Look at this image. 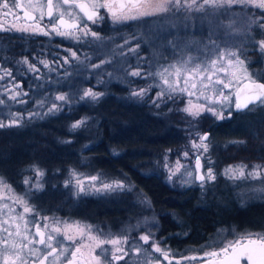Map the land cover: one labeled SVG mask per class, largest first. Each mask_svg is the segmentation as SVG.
I'll return each mask as SVG.
<instances>
[{
  "label": "snow or ice",
  "instance_id": "1",
  "mask_svg": "<svg viewBox=\"0 0 264 264\" xmlns=\"http://www.w3.org/2000/svg\"><path fill=\"white\" fill-rule=\"evenodd\" d=\"M234 8L251 9V12L242 14V27L237 26L235 17L229 11ZM20 9L28 19L35 21L31 28H16L17 31H31L33 35L56 36L72 39L77 42L89 40L90 42L103 41V37L89 25H98L105 19L101 10L113 25L126 24L130 21H140L148 18L159 17L162 21H180L187 27L192 13H200L202 20H216L209 35V44L205 45L204 55H186L176 63L169 64L161 71L155 73L161 91L157 93L155 103L165 97L174 99L177 96H187L186 106L181 109L191 122L199 121L205 113L218 121L232 119L233 112L252 113L264 110V82L258 79L248 68L249 61L238 46H223L213 39L215 31L227 28L229 34H240L254 45L255 50L264 54V0H0V15H13L17 19ZM47 17L49 24L42 26L41 22ZM228 19L224 24L223 19ZM15 27V26H13ZM0 30H4L0 26ZM257 31L260 39H255L253 32ZM243 42V41H242ZM125 43H128L126 40ZM137 48L139 45L136 46ZM70 52V57L64 59L79 60L75 51ZM129 51L135 52L136 48ZM21 63L28 66L29 70L39 73L36 65L24 58ZM45 67H50L48 61H40ZM110 63V61H102ZM100 64L93 67H100ZM0 80L11 77L9 69L0 66ZM128 75L142 76L139 69L130 70ZM111 75V74H109ZM22 85H14L9 89L13 93L12 100H17L26 92L17 91ZM148 88L132 91L131 96L143 98ZM103 92L93 91L91 88L84 90L81 99L90 98L98 100ZM203 100V103L194 102ZM56 101L69 102L66 95H57ZM4 101L0 100V104ZM20 103L26 101L20 100ZM43 105L41 102L40 106ZM157 106H159L157 104ZM60 110V105L52 103L48 108L49 113ZM37 115L31 113L32 116ZM10 119L5 122L0 119V129L19 127L23 115L10 114ZM86 120L77 121L73 129L80 128ZM196 138L191 140V148L196 150L195 164L192 170H185L182 175L187 179L186 184L199 182L201 188L208 183H214L217 176L210 166L211 157H206L210 151V134L207 132L195 133ZM231 144H246L245 140H232ZM188 157V152L183 153ZM206 158L209 165L205 168L202 160ZM184 168L180 160H176L175 167L168 168L169 179ZM32 171L36 177L43 178L45 173L39 167L33 166ZM222 175L233 181H261L259 186H254V191L264 195V164H254L249 168L246 164L229 165ZM71 180H66L64 187L70 184L75 188L76 195L89 194L90 192L124 190L122 181L104 182L98 175L87 177L89 184L85 186V178L73 170ZM97 181H100L97 185ZM25 185L33 184L30 178H25ZM37 191L43 190L40 179L34 182ZM130 190V186H129ZM5 200H10L12 205H19L22 211H17ZM145 202L146 198H145ZM221 234L210 244L203 247L202 251L174 254L170 248L162 247L154 238L151 230L146 231L130 243V232L125 229L121 234L104 232L94 228L91 224L80 221L67 222L55 217L40 216L35 208L22 196L15 194L11 185L0 177V264H264V232L246 231L234 234L231 238ZM142 242V243H141ZM144 245L149 247L145 248ZM158 254V255H154ZM136 259H132V257ZM143 256L144 260L139 258Z\"/></svg>",
  "mask_w": 264,
  "mask_h": 264
},
{
  "label": "rangeland",
  "instance_id": "2",
  "mask_svg": "<svg viewBox=\"0 0 264 264\" xmlns=\"http://www.w3.org/2000/svg\"><path fill=\"white\" fill-rule=\"evenodd\" d=\"M229 14L231 17L236 18L237 26L242 27L243 21L241 17L234 15L233 12L230 13V11ZM201 15L200 13H192L193 19L190 22H186L188 24L187 27L180 21H176V26H172V21H162L159 17H155L152 20L148 18L151 21L146 23L145 28H141L142 31L138 30L140 28L135 27L134 24L112 27H103L101 23L89 25L104 38L103 41L97 42H90V38L89 40L77 42L72 39L56 36L55 34L48 37L46 42L50 41V44H53L54 40L57 41L55 45L57 46L56 49L51 50L42 47L44 53L40 55L41 57L35 56L32 58L33 61L25 57L39 69L42 66L45 67L40 63L42 60L48 61L50 65V67H47L46 72L41 69L39 73L29 70L28 73L32 76L31 78L38 83L40 82L38 85L34 84V86H30L35 89V92L29 94V101H27L26 97H22L25 95H21L17 100H12L10 97L13 93L6 88L4 91H0V100L4 101L3 104H0V119L7 122L11 118L10 114L12 113L23 115L19 127L4 128L0 129V131L15 130L16 134H19L26 131L32 122L45 121L48 117L58 115L66 107L71 108L75 105L87 103L95 105L111 96L115 98L123 97L129 102H134L140 107H144L143 109H146L151 117L164 121L167 127L165 129L166 132L169 131L168 133L173 136L172 142L167 141L159 147H154L152 150L146 152L144 165L150 170L147 169L149 173L158 175L162 182L171 189L193 192L195 199H215L216 201H221L222 205L226 204V202H233L234 208L241 211L240 213H225V218L229 219L232 223H229L228 226H220L219 234H221V230H224L223 235L225 236L227 233H231L233 236L234 234L246 231L264 232V195L256 193L253 188V185L259 186L261 181H233L222 175L223 170L229 165L243 163L251 168L254 164L263 163L244 161L230 163H223L221 161L220 163V159L218 160L216 156V148L221 144V141L213 136L212 133L202 128L206 120L210 124H217L222 121H218L205 113L200 117L199 121L190 123L191 118L181 111L189 99L186 95L177 96L174 99L165 97L163 100L153 103L156 100L157 93L161 91V88L157 86L160 84V80L154 75L155 73L161 71L169 64L176 63L186 55L203 57V50L205 49V45L209 44V35L212 32V27L216 24V20H213L212 25H210L208 20L200 18ZM223 23L227 24L228 19H223ZM138 31L139 35L142 36L140 43L138 41ZM184 31H189L185 39L182 38ZM212 38L216 40L217 44L222 46L224 44L238 46L249 61V70L254 75L259 74L258 79L264 81V54L256 51L254 45L250 44L247 38L240 34L230 35L227 28L217 29ZM126 40L128 43H125ZM137 45H139L138 48L136 47ZM130 48H136V51H129ZM143 49H146L145 53H143ZM67 50L75 51L79 60L70 59L69 63H64V59L70 57V52ZM257 58H259L258 61H256ZM102 61H110V63H102ZM96 64H100L101 66L98 68L93 67ZM136 69L142 72V76L133 77L127 74L128 71ZM65 70L67 72L63 73ZM89 88L96 92H103V96L95 101L90 98L81 99L84 90ZM142 88L149 89L143 98L131 96L132 91ZM61 94L69 97L68 103L55 100V97ZM191 99L194 102L203 103V100L196 101L195 96L191 97ZM20 100L26 101V103H20ZM27 102L29 103L28 106ZM41 102H43L42 106H40ZM53 102L60 105V110L54 114L48 112V108ZM31 113H36L37 115L29 119L28 117ZM76 122L71 121L67 124L66 129L69 133L73 130L76 131V129L72 128V125ZM197 131L210 134L211 148L206 157H211L212 163L210 166L217 176L214 183H208L204 188L200 187L199 182L191 184L182 182L187 179V176L182 175V173L185 170H192L194 168L196 150L191 148L190 142L196 138L195 133ZM61 141L69 144L68 149L64 150L69 151L67 157L63 156L62 159V153H59L58 162H63L64 166L58 167L55 170L51 168L52 166L47 165V169L46 166H43L44 161L42 160L44 158H36L34 161L32 160V165L28 163L23 168L19 166L18 170L11 169L10 174L4 172L0 167V177L11 185L15 194L25 199H41L43 194L49 191L50 188L52 190L56 189L58 195L56 199H75L79 204L78 206H82L83 203L88 201L101 202L102 205L99 207L101 211L103 210L102 206L104 207L103 204L108 202L107 199H125L123 205L127 211H125V215L120 220V228L117 232L114 231V234H121L125 229H128L130 238L138 239L140 234L145 233L151 228L161 229L163 224L158 215L160 211L155 208L150 198L137 188L131 180L122 175L103 174L95 169L92 170L88 168L90 167V163H85L82 160L84 166L80 169L76 168L75 163L79 158L73 146V140L66 138ZM185 151L188 152L187 158L183 155ZM24 152L27 153L26 155L29 158L31 150L26 148ZM119 152L120 150H117L116 153L118 154ZM6 157L0 156V159H5ZM19 159L18 157V160H15L13 157L12 164L17 163ZM176 160H180L184 168L169 179L170 173L168 168L175 167ZM202 164H204L205 168L209 166L206 163V158L202 160ZM33 166L39 167L44 171L45 175L43 178L36 177L32 171ZM73 170L81 178H85V186L89 184V181L86 179L87 177L98 175L104 182L122 181L126 187L124 190L98 193L92 191L87 195L80 194L77 196L76 190L71 184L68 187H64L65 181L72 179L71 172ZM48 171L49 175L47 174ZM25 178H30L33 184L25 185L23 183ZM37 179H40L44 186L42 191H37L34 187V182ZM96 183L99 185L100 181ZM145 198L147 202H145ZM130 213H136V215L133 214L127 219ZM78 216L71 222L80 221L91 224L94 228L102 229L104 232H110L105 228L107 227L105 220H97V216L95 218H88L85 215ZM67 222L71 223L70 221ZM160 244L163 245L162 242ZM172 252L174 254L184 253L174 249Z\"/></svg>",
  "mask_w": 264,
  "mask_h": 264
},
{
  "label": "trees",
  "instance_id": "3",
  "mask_svg": "<svg viewBox=\"0 0 264 264\" xmlns=\"http://www.w3.org/2000/svg\"><path fill=\"white\" fill-rule=\"evenodd\" d=\"M141 38L138 35L139 43ZM46 41L44 38H35L22 44L14 43L12 54H16L18 58L28 57L33 61L32 58L41 57L40 55L44 53L42 47L56 49L57 41L53 44ZM145 51L146 49H143V53ZM40 69L46 72L47 67L42 66ZM66 72L67 70L63 73ZM31 77L28 74L27 84L34 86L40 83ZM33 92L35 89L31 88L30 94ZM143 108L123 97L115 98L114 96L107 97L95 105L87 103L71 108L66 107L58 115L48 117L45 121L32 122L26 131L19 134H16L15 130L0 131V148L9 147L11 150L7 156V159L10 158L9 165L12 164L13 157L15 160L20 158L17 163L26 159L30 165L36 158H44V160L41 159L44 161L43 166L47 169L48 166H52L51 168L56 170L65 165L63 162H58L59 153L65 154H61L62 159L69 154V151H64L68 149L69 144L61 140L71 138L79 158L75 163L76 168L80 169L84 166L82 162L84 161L90 163L88 168L100 173L125 176L150 199H157V202L162 199H195L191 191L169 188L158 175L149 173L150 170L144 165L146 152L167 141L172 142L173 136L168 133L169 131L166 132L167 127L164 121L151 117ZM80 120H86V123L69 133L66 129L67 124ZM202 129L209 131L221 141L216 148V156L218 160L220 159V163L221 161L223 163L244 161L264 164V110L252 113L234 112L232 119L217 124L207 123L206 120ZM232 140H245L246 144L229 143ZM26 148L31 150L29 158L24 152ZM117 150H120L118 154ZM12 154L14 156H11ZM15 164L12 165L15 166ZM4 172L10 174V170ZM47 174L49 175V171ZM54 197L55 199L58 197L56 189L49 188L41 199H54ZM100 205H102L101 202L88 201L83 203L80 206L83 209L79 208V210L85 214L94 213L93 215L103 218V210L99 209ZM240 211V209H222L217 220L220 223L231 224L232 222L225 218V213H240ZM214 218L212 213H200L197 216L194 215L191 220L196 231L205 227L204 223H212ZM211 228L213 227L208 228L207 232H211Z\"/></svg>",
  "mask_w": 264,
  "mask_h": 264
},
{
  "label": "flooded vegetation",
  "instance_id": "4",
  "mask_svg": "<svg viewBox=\"0 0 264 264\" xmlns=\"http://www.w3.org/2000/svg\"><path fill=\"white\" fill-rule=\"evenodd\" d=\"M27 0H24L26 5ZM20 18H16L13 15L2 16L0 15V26L4 30H0V66L3 68L9 69L12 73L11 77H5L3 80H0V91H4V89H12L14 85H22V88L16 89L17 91L28 93L26 96H22L23 98H27L29 101V94L31 87L27 84V77L29 68L27 65L21 63L23 58H18L15 54H12L13 44L14 43H26L29 42L30 39L35 38H44L47 39L50 36L44 35H33L31 31H17L16 28H31V26L35 23L31 19H28L24 16L23 11L20 9L15 10ZM251 9H240L234 8L230 10V13L233 12L234 15L242 17V14L245 12H251ZM240 12V13H238ZM102 15H105L104 21L101 23L103 27H112V26H128L134 24L135 27L140 28L138 30L142 31L141 28H145L146 23L151 21L153 18L140 20V21H130L126 24L113 25L111 21L107 18L106 13L101 10ZM238 13V14H237ZM42 26H47L49 21L47 17L41 22ZM91 25V24H90ZM15 26V27H13ZM92 27V26H90ZM189 31H184L182 33L183 39L188 36ZM139 35V31H138ZM253 35L255 39H260V35L257 31L254 30ZM141 38L142 36L139 35ZM53 42H56L55 40ZM258 57V56H257ZM0 75H3V72H0ZM29 79V78H28ZM262 81V80H261ZM264 82V81H263ZM11 92V91H10ZM13 102V101H11ZM17 102V101H15ZM24 105V104H23ZM29 103L27 102V106ZM10 136V135H9ZM9 142V141H8ZM7 142V143H8ZM11 152L9 147L0 148V156H8ZM11 156H14L13 154ZM10 158L0 159L1 161V169L3 171H11V169L18 170L21 166L28 165L26 159H23L20 163L14 165L8 164ZM29 204H31L35 210L39 213L40 216H49L60 219L61 221H72L75 217H79L78 215H85L88 218L97 216L93 215L94 213H84L80 211L78 206L79 204L75 201V199H26ZM108 202L104 203L102 217L97 218V220H105L107 227L106 230L113 233L114 231H118L120 220L122 216L125 215V211L127 209L124 207L125 199H107ZM151 202L155 205V208L160 211L158 212L162 227L151 228L150 230L154 233V238L160 242L162 247L170 248L171 250H177L182 252H191L192 250L202 251L204 246L210 244L213 240L218 237L220 226L229 225L227 223H220L217 220L218 214L222 209H236L234 208L233 202H226V204L222 205L221 201H216L215 199H162L160 202L156 201L157 199H150ZM5 203H9L12 207L16 208L17 211H22L19 205H12L10 200H5ZM229 204V205H228ZM83 209V208H82ZM81 209V210H82ZM200 213L202 214H213L214 221L212 223H204V226L200 230H196L193 226L192 220L194 215L197 216ZM136 215V213H130L127 219L130 218L131 215ZM124 218V217H123ZM158 219V217H157ZM211 228V232H207V229ZM227 237L231 238L232 234L227 233ZM137 238H130V242L134 241ZM145 248L149 247L148 245H144ZM158 255V254H154ZM132 259H136V257H132ZM140 260H144L145 257L141 256ZM120 264H125V261H121ZM167 264V262H165Z\"/></svg>",
  "mask_w": 264,
  "mask_h": 264
},
{
  "label": "water",
  "instance_id": "5",
  "mask_svg": "<svg viewBox=\"0 0 264 264\" xmlns=\"http://www.w3.org/2000/svg\"><path fill=\"white\" fill-rule=\"evenodd\" d=\"M263 82V81H262Z\"/></svg>",
  "mask_w": 264,
  "mask_h": 264
}]
</instances>
